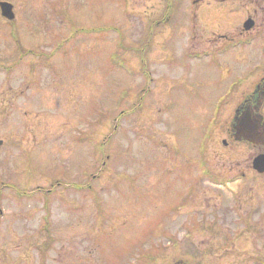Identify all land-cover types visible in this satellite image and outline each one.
<instances>
[{
  "label": "rangeland",
  "instance_id": "374dc122",
  "mask_svg": "<svg viewBox=\"0 0 264 264\" xmlns=\"http://www.w3.org/2000/svg\"><path fill=\"white\" fill-rule=\"evenodd\" d=\"M0 1L15 16L0 17V264L171 263L168 209L187 187L149 174L169 141L164 107L193 95L167 93L186 70L167 59L183 37L152 23L166 0Z\"/></svg>",
  "mask_w": 264,
  "mask_h": 264
},
{
  "label": "flooded vegetation",
  "instance_id": "af4514ba",
  "mask_svg": "<svg viewBox=\"0 0 264 264\" xmlns=\"http://www.w3.org/2000/svg\"><path fill=\"white\" fill-rule=\"evenodd\" d=\"M152 23L183 37L182 55L167 59L186 72L167 80V93L193 95L179 110L164 107L169 141L149 174L150 185L163 172L187 187L168 209L166 250L177 253L166 264H264V0H166ZM160 43L153 32L149 48ZM56 52H37L38 64ZM205 83L215 100L198 93Z\"/></svg>",
  "mask_w": 264,
  "mask_h": 264
},
{
  "label": "water",
  "instance_id": "95a60500",
  "mask_svg": "<svg viewBox=\"0 0 264 264\" xmlns=\"http://www.w3.org/2000/svg\"><path fill=\"white\" fill-rule=\"evenodd\" d=\"M1 15L8 20L13 19L12 6L5 2H0Z\"/></svg>",
  "mask_w": 264,
  "mask_h": 264
}]
</instances>
